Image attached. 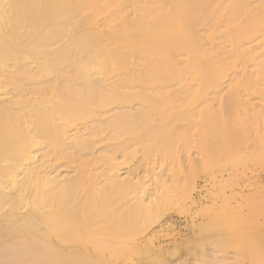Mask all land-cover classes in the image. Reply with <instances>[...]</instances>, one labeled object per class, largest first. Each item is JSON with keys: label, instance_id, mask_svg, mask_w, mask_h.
<instances>
[{"label": "bare ground", "instance_id": "1", "mask_svg": "<svg viewBox=\"0 0 264 264\" xmlns=\"http://www.w3.org/2000/svg\"><path fill=\"white\" fill-rule=\"evenodd\" d=\"M262 161L264 0H0V264H264Z\"/></svg>", "mask_w": 264, "mask_h": 264}, {"label": "rangeland", "instance_id": "2", "mask_svg": "<svg viewBox=\"0 0 264 264\" xmlns=\"http://www.w3.org/2000/svg\"><path fill=\"white\" fill-rule=\"evenodd\" d=\"M176 127V128H175ZM175 127H174V130H178V131H183V130H186L188 127H189V122L187 121H181L180 123L178 122V125L177 123L175 124ZM249 151H252V150H249ZM184 155V154H182ZM260 164V163H259ZM263 164V167H261ZM259 167L255 168L253 167V169L251 170V168H247L246 169V173L247 175H251L255 173L256 175V179L257 181L260 183V184H263L264 183V162L262 161L261 165H258ZM262 169V170H261ZM242 172V170L240 171ZM239 172V173H240ZM244 172V171H243ZM254 172V173H253ZM241 174V173H240ZM259 174V175H258ZM260 179V180H259ZM261 181V182H260ZM208 183L205 182V179L201 178L199 180V183L197 185V189L195 191V194H194V198L195 200L199 203H201L202 205H206L207 202L209 201L208 197L206 196V186H207ZM206 185V186H205ZM264 185V184H263ZM256 186H253V191H257ZM236 185L232 186L231 188H228L226 191V196L232 201V202H235L236 201ZM205 193V194H204ZM252 194H257V193H252ZM263 196H264V193H262ZM257 195H260V194H257ZM262 196V198H263ZM204 202V203H203ZM192 213H190V215H185V214H181L180 212L178 211H173V212H170L167 216V223L170 224L171 226H173L174 228V231L173 234L171 236H162L160 235V237L158 236L157 238V245L159 246H168L167 244H169V246H172V244L177 240V241H181L185 238H190V236L192 237V229L195 226V224L197 223V221L199 222L198 224H200V219L196 220L194 219L196 222L195 224L192 223L193 222V219L191 218V215ZM183 215V216H182ZM185 215V216H184ZM190 219V220H189ZM192 219V220H191ZM186 222V223H185ZM260 222L264 223V217H260ZM182 223V224H181ZM196 224V225H198ZM191 230V231H190ZM176 233V234H175ZM179 233V234H178ZM179 235V236H178ZM173 236V237H172ZM182 238V239H181ZM181 239V240H180ZM171 244V245H170ZM183 246H181L180 248V252L177 251L178 253H175L174 255L172 256H166L167 257V264H194L195 262V259H202L201 256L197 253V252H186V249L184 247V250L182 249ZM182 249V251H181ZM196 253V254H195ZM195 255H198L197 257H195ZM207 255L210 256V258H212V252L211 250H209L207 252ZM169 257V258H168ZM231 259V261L233 260L232 256H229ZM248 258V259H247ZM246 260L249 264H255V263H252V259L250 257H247ZM249 258H250V261H249ZM144 264L147 263V262H143Z\"/></svg>", "mask_w": 264, "mask_h": 264}]
</instances>
